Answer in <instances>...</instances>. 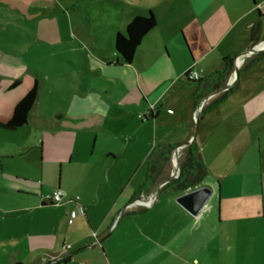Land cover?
<instances>
[{
	"label": "crops",
	"instance_id": "0c3cea01",
	"mask_svg": "<svg viewBox=\"0 0 264 264\" xmlns=\"http://www.w3.org/2000/svg\"><path fill=\"white\" fill-rule=\"evenodd\" d=\"M248 1L238 0L237 5L228 10V23L224 27L219 26L217 16L206 15L209 1H201L196 8L198 13L192 5H186L191 45L197 52L178 67L177 80L185 77L191 81L184 75L185 71L190 67L196 70L195 64L209 59L224 41L226 45L218 54L220 58L246 46L250 26L258 20V10L264 12V0ZM261 23L260 42L264 40L263 20ZM241 30L246 32L245 35ZM1 56L0 52V65H5ZM116 60L115 53L116 65L127 67L131 64H117ZM261 64L264 66V59L240 73L238 88L199 120L203 121L199 141L209 170L219 178V188L204 182L188 190L201 186L212 188V195H216L219 202L218 211L215 212L212 202L205 206L204 213L192 216L176 203L175 198L185 191L164 188L166 182L163 183L174 173L171 159L165 165L162 177L144 192L140 188L146 179L147 157L145 174L142 172L136 177L137 171L130 175L127 169L117 165L118 154L126 147L78 146L77 150L74 147L56 160L61 173L57 174L52 192L56 188L66 192L61 203L45 200L46 204L41 206V197L46 196L43 193H17L21 197L37 199L39 205L28 201L5 212L13 220L3 232V238L0 236L1 253L8 254L15 262L28 264H52L54 259L64 257L65 261H83L85 264H264V74L241 79L243 74ZM30 71L36 75L40 73L32 68ZM128 71L129 79L137 77L131 68ZM212 72L208 71L206 77ZM199 74L200 79H204ZM3 76L6 74L0 71V106L3 107L0 108V120L11 115L14 105L9 115L6 112L13 102L24 96V90H29L33 84L28 77L24 90L9 91L19 82L11 87L15 80L10 84L11 79ZM209 89L204 88L198 101L194 95L193 114L203 100L220 93V88ZM106 98L112 100L114 97ZM161 98L160 93L156 100ZM75 100L79 101V106L69 113H62L61 118L76 122L86 116L106 114L95 106L96 97L92 93L75 96ZM144 108L149 110L151 106ZM32 110L28 119L38 124L40 116ZM167 111L170 113L169 108ZM49 126L44 120V127ZM192 136L193 130L189 129L176 137L175 142L171 141L183 144L178 150L179 163L186 151L184 144ZM63 171H66L64 176ZM74 198L83 205L84 214L70 225L67 219L70 209L75 206ZM150 198L149 205L132 204ZM93 233L98 236L97 242ZM64 243H70L71 249L65 251Z\"/></svg>",
	"mask_w": 264,
	"mask_h": 264
},
{
	"label": "rangeland",
	"instance_id": "374dc122",
	"mask_svg": "<svg viewBox=\"0 0 264 264\" xmlns=\"http://www.w3.org/2000/svg\"><path fill=\"white\" fill-rule=\"evenodd\" d=\"M201 1L210 2L206 15L217 16L221 27L228 23V10L238 3V0H0V52L5 64L0 65V71L6 74L4 78L11 79L10 84L19 80L9 91L24 90L28 77L31 84L36 77L40 79L39 97L32 112L41 119L38 124L28 119L27 125L12 131L0 129L2 238L13 220L5 212L28 201L39 205L37 199L17 193L51 194L57 174L61 173L56 160L72 148L126 147L118 154L117 165L130 175L137 171V177L145 174V158L155 144L175 142L176 137L189 129L193 133L196 130L199 138L203 121L197 123L193 114L197 83L185 77L177 80L176 74L181 63L197 52L191 45L186 5L196 9ZM148 10L156 18V27L141 41L130 66L116 65V33H124L125 25L135 15H146ZM261 20L264 23V16ZM225 45L224 41L209 59L195 64L202 78L219 65L218 54ZM253 55L244 60L239 58V68ZM30 68L41 74L36 75ZM130 68L137 77L128 78ZM263 74L261 64L241 79ZM24 91L23 95L28 90ZM85 93H92L96 97L95 106L106 114L86 116L76 122L61 118L62 113L79 106L75 96ZM160 93L162 98L156 100ZM109 95L114 98L106 100ZM21 97L13 102L7 115ZM146 106L159 109L155 119L147 123L141 122L142 116L148 114ZM44 120L49 127H44ZM170 162L173 168L172 156ZM215 196L211 195L205 206L214 202L216 212L219 202ZM205 206L200 212L204 213ZM0 263L16 262L0 251Z\"/></svg>",
	"mask_w": 264,
	"mask_h": 264
},
{
	"label": "trees",
	"instance_id": "16d2710c",
	"mask_svg": "<svg viewBox=\"0 0 264 264\" xmlns=\"http://www.w3.org/2000/svg\"><path fill=\"white\" fill-rule=\"evenodd\" d=\"M258 20H256L249 29V36L246 46L242 49H248L253 45L260 42V33L262 23L260 18L263 14L258 10ZM157 21L151 10L147 11L146 15H135L124 28V33L117 32L114 37V49L116 53L117 64H129L135 57L136 50L143 40V38L156 27ZM238 50L230 54L224 55L218 67L206 78L191 80L197 83L195 92L196 101L202 98L204 88H210L214 91L223 87L226 79L234 68L235 60L238 54L242 51ZM264 59V49L254 54L251 58L247 59L244 64L238 69L237 76L232 85L222 91L219 95L213 98L200 110L197 120L199 121L205 113L220 104L229 94L234 92L237 88L238 76L240 73L245 72L254 67L259 61ZM19 81L15 80L11 87L15 86ZM40 81L35 78L31 88L25 95L14 105L11 115L5 119L0 120V128L5 130H15L22 127L27 123L30 112L34 107L39 95ZM158 112V108H150L148 114L142 116V121L153 120ZM180 146V144L173 143H158L153 146L151 152L146 158L147 174L146 179L141 191L147 192L158 180L162 177L165 165L170 161L173 150ZM204 182H209L211 185L219 188V178L211 173L202 151V147L198 136L195 134L191 142L186 145L185 154L180 162V173L165 183L164 188H170L178 191H186L196 187ZM51 203L49 200H47ZM41 206L46 203L41 197ZM1 264V263H0ZM14 264H23L16 262Z\"/></svg>",
	"mask_w": 264,
	"mask_h": 264
},
{
	"label": "water",
	"instance_id": "95a60500",
	"mask_svg": "<svg viewBox=\"0 0 264 264\" xmlns=\"http://www.w3.org/2000/svg\"><path fill=\"white\" fill-rule=\"evenodd\" d=\"M264 42H258L257 44L253 45L252 47L243 50L242 52H240V54L237 56L235 63H234V71H233V78H231V76L228 78V80L226 81V84L221 87L218 90L219 92H222L224 90H227L232 83L234 82V80L236 79L237 76V71L239 66L237 65V59L241 56V57H245L247 55V53H249L250 55L252 54H256L258 52H260L261 50L264 49V45L260 48H257L256 46L260 43ZM206 100H203L201 102V106H199L197 114H196V122L198 123L199 121L197 120V117L199 115L200 110L203 108V106L205 105ZM196 134V130L193 133V135ZM193 138V136H192ZM191 138V140H192ZM191 140H189L186 144H184L185 146L188 145ZM183 144H181L180 146H177L174 150H173V154H172V161H173V156L175 159V164H173V169H174V173H172L168 178H166L163 183L171 180L172 178L176 177L179 173H180V163L178 161L177 155H178V150L180 147H182ZM177 172V174H176ZM176 174V175H175ZM212 188L208 187V186H201L198 188H195L193 190H186L183 194L177 196L175 198V201L177 204H179L184 210H186L189 214H191L192 216H196L201 210L202 208L205 206L206 202L208 201V199L210 198V196L212 195Z\"/></svg>",
	"mask_w": 264,
	"mask_h": 264
},
{
	"label": "built area",
	"instance_id": "2783aa9c",
	"mask_svg": "<svg viewBox=\"0 0 264 264\" xmlns=\"http://www.w3.org/2000/svg\"><path fill=\"white\" fill-rule=\"evenodd\" d=\"M261 12V11H260ZM262 14L264 12H261ZM247 56V55H246ZM245 56V57H246ZM241 58V56L239 57ZM244 57H242L243 59ZM186 78L188 80H198L200 79V74H199V71L195 70L193 67H190L188 68L186 71H185V74ZM202 104L200 103V106ZM198 111V110H197ZM197 111L194 113V115H196ZM173 160H174V156H173ZM175 164V163H173ZM67 196L66 192L60 188H56L53 190V192L49 195H46L44 197H42V199L45 201V200H49L51 203H54V204H59L62 202V200H64V198ZM75 202V206L70 209L69 213H68V219H67V222L68 224H73L75 219L79 216V215H83L84 214V207L81 203H79L77 201V198H74L73 200ZM152 201V198H150L148 201H133L132 204L134 205H149ZM93 236L96 240V242L98 241V236L96 233H93ZM71 244L70 243H64L63 245V249L66 251V250H70L71 249ZM66 260V257L64 258H58V259H54L52 262V264H85L83 261H65Z\"/></svg>",
	"mask_w": 264,
	"mask_h": 264
},
{
	"label": "bare ground",
	"instance_id": "6f19581e",
	"mask_svg": "<svg viewBox=\"0 0 264 264\" xmlns=\"http://www.w3.org/2000/svg\"><path fill=\"white\" fill-rule=\"evenodd\" d=\"M263 45H264V42L258 44L256 47H257V48H260V47H262ZM249 55H250V54L247 53V56H249ZM238 59H239V58H238ZM238 59H237V60H238ZM233 76H234V75L232 74V75H231V78H233ZM173 163H175V159L173 160Z\"/></svg>",
	"mask_w": 264,
	"mask_h": 264
}]
</instances>
